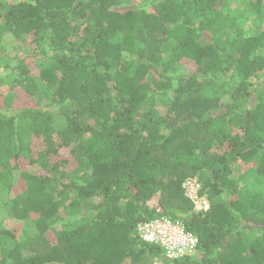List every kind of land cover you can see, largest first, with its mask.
<instances>
[{
    "label": "trees",
    "instance_id": "trees-1",
    "mask_svg": "<svg viewBox=\"0 0 264 264\" xmlns=\"http://www.w3.org/2000/svg\"><path fill=\"white\" fill-rule=\"evenodd\" d=\"M1 198L0 264H264V0H0Z\"/></svg>",
    "mask_w": 264,
    "mask_h": 264
},
{
    "label": "built area",
    "instance_id": "built-area-1",
    "mask_svg": "<svg viewBox=\"0 0 264 264\" xmlns=\"http://www.w3.org/2000/svg\"><path fill=\"white\" fill-rule=\"evenodd\" d=\"M184 194L190 199L194 207L204 199L198 194L200 184L196 178H187L182 183ZM204 202V201H203ZM196 210H207V203L195 208ZM137 233L140 239L148 244H157L165 249L168 258H176L194 253L197 240L196 237L185 230L179 221H172L165 216L139 222Z\"/></svg>",
    "mask_w": 264,
    "mask_h": 264
},
{
    "label": "rangeland",
    "instance_id": "rangeland-1",
    "mask_svg": "<svg viewBox=\"0 0 264 264\" xmlns=\"http://www.w3.org/2000/svg\"><path fill=\"white\" fill-rule=\"evenodd\" d=\"M244 21L247 23V26H252V27H254L255 25H256V20H254L253 19V17H250V16H248V15H246L245 16V18H244ZM56 122H57V125L58 126H61V124H62V122H63V119L62 118H60V117H56ZM56 125V126H57ZM203 197V196H202ZM204 198V197H203ZM204 201V202H203ZM4 199L3 198H1L0 199V225L1 226H5V227H13V226H20L21 227V225H22V221H20V220H17V219H15V218H13V217H11V216H9L7 213H6V211H5V209H4ZM156 202V199H153V200H151V204H154ZM207 203V205H208V201L206 200V198H204V199H202L196 206H195V208H197V207H199V206H201L203 203ZM156 263H158V261H156Z\"/></svg>",
    "mask_w": 264,
    "mask_h": 264
}]
</instances>
